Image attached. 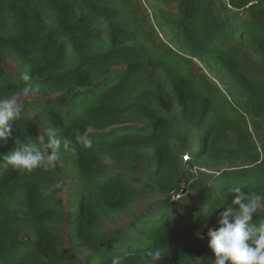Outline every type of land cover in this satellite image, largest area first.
Here are the masks:
<instances>
[{"label": "trees", "instance_id": "16d2710c", "mask_svg": "<svg viewBox=\"0 0 264 264\" xmlns=\"http://www.w3.org/2000/svg\"><path fill=\"white\" fill-rule=\"evenodd\" d=\"M169 1L176 8L155 19L201 68L140 41L137 23L115 0H0V99L22 94L27 84L40 87L38 101L18 103L21 117L10 122L0 154L41 135L47 143L49 128L77 148L73 153L62 143L61 160L47 170L0 169V264H111L117 256L124 264H153L146 253L155 249L162 253L156 264H209L211 238L198 253L201 263L190 257L189 240L205 224L218 231L216 216L225 208L238 214L230 189L264 196L262 160L259 167L207 176L195 214L183 205L185 196L171 202L177 211L164 202L134 216L123 233L94 235L100 217L148 192L167 198L186 167L260 160L245 116L264 136V72H250L241 54L264 66V0H218V21L206 12L212 0ZM197 13L201 23L191 27ZM204 73L221 91L210 90ZM25 74L32 80L24 81ZM189 129L195 139L187 151L177 150L174 133ZM83 133L91 147L76 144ZM103 158L110 165L102 170ZM260 220L264 211L253 218Z\"/></svg>", "mask_w": 264, "mask_h": 264}, {"label": "rangeland", "instance_id": "374dc122", "mask_svg": "<svg viewBox=\"0 0 264 264\" xmlns=\"http://www.w3.org/2000/svg\"><path fill=\"white\" fill-rule=\"evenodd\" d=\"M117 6L121 9V12L123 15L135 21L138 25L139 29V38L140 41H144L146 45L150 48H155L160 51H168L173 52L182 62L184 65H187L188 67H199L202 66L193 59L187 52L183 49H180L177 47L176 42L173 40L174 33L171 32L170 28L166 25H159L158 21L155 19V14L159 11H170L174 10L175 4L172 3L169 0L166 1H160V0H115ZM212 8L207 9L206 12L211 14V18L215 20H220L222 17L221 10L218 7V0H212ZM201 17L202 13H197L195 17L192 19V22L190 26L198 27L201 23ZM209 20V18H208ZM241 56L246 60L247 69L250 72L255 73L258 77H262V72H264V66H262L258 60L251 56L248 53L241 54ZM204 75L208 79L203 78V82L207 85H209L210 90H219L221 91L222 87L218 85V83L214 80L213 75H209L207 73H204ZM33 100L38 101L40 99L39 95L36 93H29L27 96L20 94L18 98V103L21 104L24 100ZM231 103L233 106L237 108V102L231 100ZM241 110V109H240ZM245 116V115H244ZM247 120V124L249 127V130L251 131L252 138L256 143H258V151L260 153V160L258 163H252L250 160H246L247 164H244V162L237 161L233 167H229L226 165H220L215 167H193V168H185L182 172V178L180 182L183 179H191L192 181V187L189 191L188 195L183 199L185 202L183 205H189L191 208L192 213H196V209L198 206V193L201 190L204 180L207 176L213 175L216 173H223V172H232L234 170L243 171L248 168L253 167H259L262 160H264V152L262 150V147L260 143L264 142V136L263 134L258 130V122L256 120L250 119L249 116H245ZM195 132L192 131V129L189 130H179L174 133L173 138V145L176 147L177 150L181 151H187V148L189 147L192 140L195 139ZM263 138L262 140L260 138ZM188 152H184L183 158L180 161V165L184 167L185 165V157L187 156ZM59 160H61V157H59ZM101 166L100 168L103 170V168H107L110 165V162L108 159H101ZM246 165V166H243ZM191 170V172L189 171ZM53 176L56 180V184H58V175L56 173H53ZM61 196H64V192L60 193ZM171 194V193H170ZM170 194L167 198L160 195V193L153 191L148 192L143 198L138 200L136 203H134L132 206H129L127 209L116 213L109 217H100L98 222L95 225L94 228V235L98 237V239H105L108 237H112L111 235L113 233L120 234L125 232L126 227L130 223L131 219L146 211H154L155 209L159 208L164 202L168 204V207L172 209V211H177L179 209L178 205H173L170 201ZM59 195V194H58ZM74 202V201H73ZM71 202V205L72 203ZM182 205V206H183ZM73 210L72 208L70 209ZM258 211H264V208L261 207ZM237 213H233V216H235ZM220 214H217L216 221L219 220ZM203 233L198 236L197 238H192L189 240L190 244V257L193 259L194 262L201 263L200 258L198 256V253H201L202 250L206 246V242L208 240V230L212 227L210 224L204 225ZM84 251V250H83ZM184 252H187L186 250H183ZM82 252V251H81ZM209 264H212L210 262Z\"/></svg>", "mask_w": 264, "mask_h": 264}, {"label": "clouds", "instance_id": "9594fccd", "mask_svg": "<svg viewBox=\"0 0 264 264\" xmlns=\"http://www.w3.org/2000/svg\"><path fill=\"white\" fill-rule=\"evenodd\" d=\"M23 80L28 82L32 77L25 74ZM23 95L39 92L38 84H27L23 88ZM20 93H14L7 98L0 99V142L6 141L12 134L11 121L21 117V108L18 104ZM48 141L45 143L43 135L37 137V142H21L18 147L7 154H0V169H20L31 172L34 169L45 170L54 168L60 157L61 144L73 153L77 148L73 141L65 138L63 142L56 137V131L47 129ZM77 145L91 147V140L87 133L77 134ZM42 145L43 147H41ZM60 185H57L59 187ZM235 193L232 203L238 206V214L233 216L231 208H225L218 220L221 227L218 231L208 230L211 238L209 248L214 254L212 264H264V220L253 222L258 210L264 207V196L245 194L241 187L230 189ZM151 257L153 264L161 259L159 249L146 253ZM111 264H124L122 257H114Z\"/></svg>", "mask_w": 264, "mask_h": 264}, {"label": "built area", "instance_id": "2783aa9c", "mask_svg": "<svg viewBox=\"0 0 264 264\" xmlns=\"http://www.w3.org/2000/svg\"><path fill=\"white\" fill-rule=\"evenodd\" d=\"M185 161H188V157H185ZM188 168V167H186ZM191 172V170H189ZM190 187H192V181L191 179H183L179 185H178V189L173 191L171 193V197H170V201L173 203H178L179 200H181L182 198H184L185 196L188 195L189 191H190Z\"/></svg>", "mask_w": 264, "mask_h": 264}]
</instances>
